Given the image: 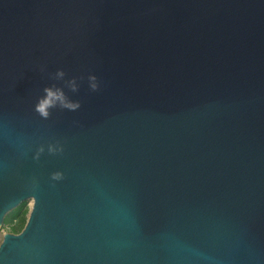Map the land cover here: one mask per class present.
<instances>
[{
    "label": "water",
    "instance_id": "water-1",
    "mask_svg": "<svg viewBox=\"0 0 264 264\" xmlns=\"http://www.w3.org/2000/svg\"><path fill=\"white\" fill-rule=\"evenodd\" d=\"M28 199L0 264H264V0H0V227Z\"/></svg>",
    "mask_w": 264,
    "mask_h": 264
},
{
    "label": "clouds",
    "instance_id": "clouds-1",
    "mask_svg": "<svg viewBox=\"0 0 264 264\" xmlns=\"http://www.w3.org/2000/svg\"><path fill=\"white\" fill-rule=\"evenodd\" d=\"M65 75L66 73L64 72L63 69L59 70L56 73V76L61 79L64 78ZM89 81H90L91 90L95 91L100 87L98 78L95 74L89 76ZM66 84L73 92H77L79 90V86L76 83V78L74 77L71 80L67 81ZM44 92L46 93V95L40 98L39 103L36 104L35 106V111L45 119H47L51 115L49 110L52 108H56L57 106H59L62 109L66 108L73 111L81 107V102L79 100L70 99L69 96L64 91L63 87H58L56 85L49 86L44 89ZM40 151H43V148H41ZM50 151L62 152L63 146L61 145L60 148L57 149L56 146L53 145L50 147ZM63 176H64L63 172H54L52 174V178L54 180H60L63 178Z\"/></svg>",
    "mask_w": 264,
    "mask_h": 264
},
{
    "label": "trees",
    "instance_id": "trees-1",
    "mask_svg": "<svg viewBox=\"0 0 264 264\" xmlns=\"http://www.w3.org/2000/svg\"><path fill=\"white\" fill-rule=\"evenodd\" d=\"M24 203L19 205L17 208L11 211L10 215L5 218V223L11 227V231L19 232L24 227L27 217L26 210L23 208Z\"/></svg>",
    "mask_w": 264,
    "mask_h": 264
},
{
    "label": "rangeland",
    "instance_id": "rangeland-1",
    "mask_svg": "<svg viewBox=\"0 0 264 264\" xmlns=\"http://www.w3.org/2000/svg\"><path fill=\"white\" fill-rule=\"evenodd\" d=\"M24 203V206H23V208L26 210V217H28V214H29V211H30V209H31V207H32V203H33V201H32V199H28V200H26V201H24L23 202ZM23 203H21V204H23ZM20 204V205H21ZM11 213V212H10ZM10 213H8L7 215H10ZM12 229H11V227H9L5 222L3 223V225L0 227V242L2 241V239H3V234L5 233V232H7V231H11ZM11 232H14V231H11Z\"/></svg>",
    "mask_w": 264,
    "mask_h": 264
}]
</instances>
